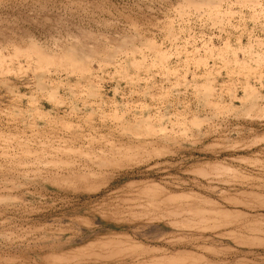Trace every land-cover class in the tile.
<instances>
[{"label":"rangeland","instance_id":"rangeland-1","mask_svg":"<svg viewBox=\"0 0 264 264\" xmlns=\"http://www.w3.org/2000/svg\"><path fill=\"white\" fill-rule=\"evenodd\" d=\"M0 264H264V0H0Z\"/></svg>","mask_w":264,"mask_h":264}]
</instances>
